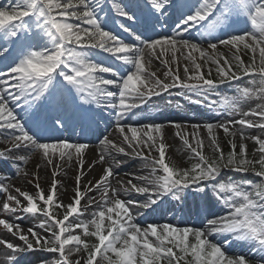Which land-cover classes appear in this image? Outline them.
<instances>
[{
    "label": "snow or ice",
    "instance_id": "obj_1",
    "mask_svg": "<svg viewBox=\"0 0 264 264\" xmlns=\"http://www.w3.org/2000/svg\"><path fill=\"white\" fill-rule=\"evenodd\" d=\"M106 6L122 18L118 26L132 42L105 27L111 21L104 12ZM123 21L141 24L144 34ZM169 21L174 24L172 34L159 33L158 26ZM193 29L198 32L197 42L186 35ZM92 50L107 54L124 70L94 59ZM244 55H248L247 62ZM181 60L185 62L183 76ZM154 61L163 65V78L153 70ZM0 63L5 65L0 68V129L8 132L9 145L0 151V160L27 163L28 155L12 156L13 151L27 150L53 169L47 193L39 183L32 193L0 185V192L6 194L0 202L3 212L42 217L27 230L0 219V226L22 242L16 245L0 238L4 264H19L21 254L36 251L53 254L50 261L39 264H252L244 254L229 255L213 236L224 237L228 246L236 243L264 254V136L249 137L244 131L264 132V0H135L130 4L118 0H6L0 3ZM245 77L249 84L239 88L235 98L222 97L218 102L238 119L218 125L192 124V133H176L190 152L188 167L167 157L163 124L137 127L121 123L171 89L185 90L201 97L196 103H203L220 85ZM241 99L260 103L243 110ZM216 104L211 101L208 106ZM15 108L25 111L27 124L18 119ZM94 109L107 110L102 119L115 118L114 131L120 142L110 139L112 133L102 137L98 162L108 166L95 183L82 186L84 155L90 145L43 142L39 133L66 128L75 118L94 123ZM172 127L182 128L180 124ZM201 127L208 133L211 155L205 153ZM214 129L232 138L227 153ZM237 135L241 141L238 151ZM247 139L254 143L258 158H249ZM118 156L139 160L146 174L118 181L119 187L113 188L114 170L108 161L123 165L125 161ZM73 159L77 164L74 194L64 204L57 195L60 181L56 177L60 162ZM226 171L251 173L258 182L223 180ZM34 178L39 180L38 175ZM209 188L212 199H207ZM189 190L203 193L207 200L206 210L212 218L206 219L204 227L154 222L142 226L134 219L155 211L163 198L180 199ZM93 192L99 193V200L87 196ZM122 192L144 199L126 200ZM86 198L88 203L82 205ZM94 204L91 214L81 219ZM217 204L224 214L210 212ZM260 264H264V255Z\"/></svg>",
    "mask_w": 264,
    "mask_h": 264
},
{
    "label": "rangeland",
    "instance_id": "obj_2",
    "mask_svg": "<svg viewBox=\"0 0 264 264\" xmlns=\"http://www.w3.org/2000/svg\"><path fill=\"white\" fill-rule=\"evenodd\" d=\"M5 2H6V0H0V3H5ZM118 2L123 3V4H130L132 2H135V0H118ZM193 2H194V0H193ZM104 12L108 13V15L111 17V21L108 22L107 24H105V27L110 29L114 34H116L121 39H124L127 42H132L131 38L126 33H124L118 26L119 22L122 18L115 17L114 14L111 13L110 7H108V6L105 7ZM100 15L103 17L104 13H100ZM138 15H139V13H138ZM123 22L128 24L129 26H131L133 28V30L136 31L134 28H135V26L138 27V25H137L138 23L132 24V22H129V21H123ZM102 23H104L103 20H102ZM241 27L243 28V25H241ZM138 34H141V33H138ZM166 34L171 35L169 33H166ZM126 37H128V39ZM187 38H189V39L196 38V39H194V42H197V40L199 39L197 30L193 29L191 31L190 35L187 36ZM213 42H217V41L214 40ZM204 46L206 47V43L204 44ZM220 50L227 51V49H224L223 46H220ZM92 51H93V58L94 59L104 60L106 63L112 64L113 60L111 59V57H107V54L99 52L98 50H92ZM243 58H244L245 62L248 61V55H244ZM184 63L185 62L183 60H181V71H180L181 76H183V64ZM112 66L115 68H118L121 71L124 70L123 66H121L119 64V62L116 65L112 64ZM3 67H5V65L3 63H0V68H3ZM153 70L157 71V74L160 75L161 77H162L163 71H165V69L162 67V65H160L159 63H156V62H153ZM205 72H207V69H205ZM213 78H215V72H213ZM248 84H249V78L248 77L243 78L241 81H233V82H231V84H229V83L223 84L224 88H226V89L220 92L222 94L212 95L210 97L209 103L211 101H216L217 104L210 108L208 106L209 105V103H208L206 105V107H204L210 111L209 113H214V117H210V115H209L207 118L203 117V119L202 118L201 119L200 118L195 119V118H181V117L176 118V117L162 116L159 119H152L153 118L152 116L158 115V114L154 113V114L150 115L148 118H143V117L136 115L135 117H132L128 120H122L121 123H128V124H132L133 126H137V127L142 126L145 123L163 124L164 125V128H163L164 143L168 146L167 147V157L169 158L170 161L175 162L180 167H188L190 165V163L192 162L189 159L190 152L186 149L183 142L181 143L180 146H178V144L175 142L173 136L178 137L176 135V133L178 131H186L188 133H192L194 131L191 128L192 124H198V125L202 126L206 123H211L214 125H218L220 123H225L229 119H233V118L238 119L239 118L238 115L233 116L231 110L221 108L219 106L218 102L222 97H228L230 99L235 98L238 94L239 88L244 87ZM257 103H260V101H257L255 99H252V100L241 99L239 101V104L243 110H248L249 108H255ZM95 110H97V109H94L93 113ZM98 110H100L101 113H104V114L107 112V110H102V109H98ZM93 118L94 117L92 115V121H95L94 123L91 121L82 122L78 118L70 119L68 121V123L71 125H73V123L78 124L79 129H80L78 131V134L81 133L83 127L90 128V130L94 134H96V132H98L97 134H100L99 131L104 129V126H103V123L101 122V120L104 121V119H102L101 117L99 119H93ZM110 124H113V123H110ZM173 124H180L182 126V128L181 129L174 128V127H172ZM234 127L238 128L239 125H235ZM3 131L4 130L0 129V133ZM46 131H50V132L53 131L51 133L59 132V131H63V127L57 126L54 129L44 130V132H46ZM199 131H200V136L204 139L205 153L208 155H211L212 151H211L209 141H208V133L203 127H201L199 129ZM214 133L218 135L220 146L223 148L225 153H227L229 151L228 141L232 138L231 137H225L223 131H221L219 129H214ZM246 136H249V137L250 136H264V132L259 130L256 132H251L250 135H246ZM39 138L43 142H57V141H61V140L64 141L62 139V135L61 136H59V135L53 136V137H51V139H45V138L40 137V136H39ZM7 139H8V136L3 137L0 134V151H3L5 149V147H3V143H6ZM110 139H113L117 143L120 142L119 134L115 133V132H112ZM235 142L237 144V151H238V147H239V144L241 142L239 139V135L236 136ZM245 143L247 144L249 158L250 159L258 158L259 154L258 153L254 154V149H255L254 143L250 139H247L245 141ZM20 154L28 155L31 158L27 161V163H22V162L15 163L16 170L10 174L0 172V185L7 186L10 188V190L14 189V188H20L21 190L28 191V192L32 193L35 191V187H34L35 184L39 183L41 188L47 193L49 190L50 184H51V180L53 178L52 177L53 169L51 167L47 166L46 163L41 159V157L38 154L28 152L27 150L13 151L12 156L17 157ZM112 155L116 156L117 154L113 152ZM117 158L120 160L123 159V161H125V163L123 165L129 164L130 166L131 165L133 166L136 164L137 167L143 169L142 168V162H140L139 160H130L127 157H119V156ZM60 163H61V168L58 170L60 174L56 177V179L58 181H60V183L58 184V188H57V195H58L60 201H62L64 204H68L71 200V197L74 194V184H75V176L77 174V164H76L75 159H73L72 161L65 160L64 162H60ZM92 163H93V160L88 161V158L86 159L84 157V166H83L84 177L82 180V186L87 185L90 181L92 183H95V181L97 179H99L100 175L102 174V169L104 167L108 166L107 164H100L99 163V164L94 165V167H90V166H92ZM15 165H13V166H15ZM37 166H39V168H37ZM121 167H116V166L113 167L114 176L111 178V186L113 188L119 187L118 181H127L128 179H133L132 174L130 172H128V170L122 169ZM18 169H24V171H26L28 174L25 175L24 171L18 172ZM144 171H146V170H144ZM35 175L39 176L38 181L34 178ZM15 176H17V177H15ZM1 177L3 179H1ZM229 178L234 180L235 182H238V183H243L245 181L258 182V178L255 177L254 175H252L251 173L242 174V173L227 172L226 171L221 177V179H223V180H227ZM208 191H210V194H211L210 188L208 189ZM13 194H16V193L13 191ZM196 194H198V193H196L193 190H189L186 194H182L180 199H173L171 197L163 198L162 202L155 209V211L149 210L144 215L137 214L134 217V219L136 220L137 223L141 224L142 226H146V224L149 222H154V223H160V224L171 223V224H173L175 226H179V227L190 226V227L202 228V227H204V224L206 223V219L212 218V216L209 214V211L206 210L207 200L205 198L199 199V198L195 197L193 200H187L189 196L191 197V196L196 195ZM5 196H6L5 193L0 192V202L3 201ZM95 196L98 200L99 193H97V195H95ZM88 197H90V196H88ZM123 199L140 200L142 202L144 198L135 195L134 197H132V199H129L127 197H124ZM198 199L201 202L200 205H193V201L197 202ZM207 199H212V196L209 195ZM165 200H168V201L170 200L171 202L169 201V204L168 203L166 204ZM180 201H183V204L180 203ZM187 201H190L192 204L187 202ZM87 203H88V199L86 198L82 202V205H86ZM179 204H182V207H179L180 206ZM94 205L92 208L95 209L96 205L95 206ZM92 208H89L87 210V212L85 213V216L81 217V219H84L88 215H90L91 212L94 210ZM133 211L137 212L138 210L133 208ZM224 211L225 210L222 208V206H220L218 204L213 206L210 209V212L214 213V214H224ZM0 219H7L13 223H15V221H16L17 222L16 224H20L22 228H23V226H22L21 221H26L28 226L26 228H23V229L27 230L29 227H34L35 225H37L39 223V220L42 219V217L33 218L31 216H25L24 214H20V213L13 215L11 213L3 212L2 208H0ZM37 230L40 231L42 235H46V233H44L43 230H41V229H37ZM0 238H3V239H5L11 243L16 244V245L22 244V242H20L16 237L12 236L5 229H3L2 226H0ZM212 239L216 243L220 244L221 247L229 255L244 254V255L248 256L249 259L252 260V264H260L261 255H264V254L259 253L258 251H255V250L249 251L246 246L241 247L239 244H236V243H232L231 246H228V244L225 242V238L222 236H213ZM245 249H247V250H245ZM0 251H4L3 246H0ZM27 254L28 253L21 254V256H20V258L25 260V263H23V264H38V262H40L42 260H49L50 261L52 258V255H53V254L42 252V251H36V252H31L30 254H32V255L45 254V257L43 259H39V258L30 259V258H26Z\"/></svg>",
    "mask_w": 264,
    "mask_h": 264
},
{
    "label": "bare ground",
    "instance_id": "obj_3",
    "mask_svg": "<svg viewBox=\"0 0 264 264\" xmlns=\"http://www.w3.org/2000/svg\"><path fill=\"white\" fill-rule=\"evenodd\" d=\"M166 19V17H161V20ZM174 19V18H173ZM138 27L135 26V30L138 33L144 34V29L141 26V24H137ZM242 28V27H241ZM174 29V24L172 23V21H169L168 24H160L157 28V31L159 33H169L172 34V31ZM148 35H152L151 32L147 33ZM187 36L190 34H186ZM124 38V37H123ZM128 39V37H126ZM130 39V38H129ZM156 63H159V61H154ZM118 62L113 61L112 64L116 65ZM162 65V64H160ZM163 67V65H162ZM162 78V77H161ZM226 87V86H225ZM226 88H224L223 85H220L216 91L214 93H212L211 95H209L208 100L204 101L203 103H196L195 101H197L198 99H201V97L195 96L191 93H185V90H181V89H171L168 93H164L161 97H153V99L148 102V104L143 108V111H138L137 115L143 118H148L150 115L156 113L158 115L152 116V119H159L162 116L165 117H176V118H195V119H203V117L207 118L209 115L210 117H214V113H209L210 111L206 107V105L209 103L210 101V97L212 95H220L222 93H220L221 91L225 90ZM224 93V92H223ZM15 112L17 114L18 119L21 120V122L26 123L28 121V117L25 114V111L21 108H15ZM108 113L106 112L101 113L100 110H95L94 111V115H93V119H99L100 117H105L107 116ZM204 118V119H205ZM114 117H110L108 119H104L101 120V122L103 123L104 129L99 131L100 134H97L98 132H96V134H94L90 128H85L83 127L81 133L78 134L79 126L76 123H73V125L71 124H67L66 128H63V131H59V132H54L51 133L53 131H41L39 133L40 137H43L45 139H51V137L59 135H62V139L64 141H67L69 143H87L90 144V147L86 150L84 157L87 159L88 161L93 160L92 165H96L99 164L98 160H99V154L102 151V146L100 145V140L102 139V137L104 135H108L109 133L115 132L114 131ZM249 119H253L252 117H249ZM113 123V124H110ZM28 127H31V125H27ZM240 127V126H239ZM238 127V128H239ZM77 129V130H76ZM245 134L246 135H250L251 132H256L259 131V129H245ZM3 137L4 136H8V132L6 130H4L3 132L0 133ZM175 142L178 144V146L181 145L182 141L179 137L173 136ZM9 145L7 143H3V147H8ZM105 154L107 155V153L105 152ZM114 156V155H113ZM119 157H124V156H119ZM126 159V158H125ZM124 159V160H125ZM123 160V159H122ZM20 162L19 160H12V159H8V160H0V172L2 173H12L16 170V165L15 163ZM110 164H112L113 167H121L122 169L128 170V172H130L133 176V179L135 178V176L141 175V174H146V171H144L143 169L137 167V165H129V164H125V165H116L115 163H113V161L111 159H109L108 161ZM15 165V166H13ZM17 177V176H15ZM1 179H3L1 177ZM209 195L210 194V191ZM92 195H97V192H93V193H88L87 196H92ZM135 194H133L132 196H128L126 194H124L123 192L121 193V197H127L129 199H132V197H134ZM188 197V196H187ZM195 197L199 198V199H204V194L203 193H198L196 195L193 196H189L187 200H193ZM210 198V197H209ZM184 199V198H183ZM198 199V203L196 201H193V205H200V201ZM98 200H99V196H98ZM166 204H169L168 200H165ZM171 202V201H170ZM189 203H191L190 201H187ZM180 203L183 204V201H180ZM182 204H179V207H182ZM192 204V203H191ZM95 206V205H94ZM94 209V208H92ZM15 221V220H14ZM15 223H17L15 221ZM23 228H26L28 226L26 221H21ZM247 250V249H245ZM3 251H0V264H4V257L2 255ZM45 257V254L42 255H32L30 253L27 254L26 258H39V259H43ZM25 263V260H23L22 258L19 259V264H23ZM39 264V262H38Z\"/></svg>",
    "mask_w": 264,
    "mask_h": 264
}]
</instances>
